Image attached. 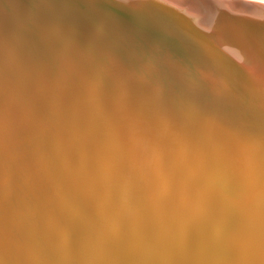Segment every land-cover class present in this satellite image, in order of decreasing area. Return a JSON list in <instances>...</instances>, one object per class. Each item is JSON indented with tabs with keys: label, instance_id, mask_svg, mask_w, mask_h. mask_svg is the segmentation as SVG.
Listing matches in <instances>:
<instances>
[{
	"label": "bare ground",
	"instance_id": "bare-ground-1",
	"mask_svg": "<svg viewBox=\"0 0 264 264\" xmlns=\"http://www.w3.org/2000/svg\"><path fill=\"white\" fill-rule=\"evenodd\" d=\"M246 1L264 4V0ZM211 3L208 8L217 5L222 10L217 2ZM239 10L244 13L242 17L227 10L217 16L248 47L251 42L264 48V35L252 23L257 18L264 24V13L258 18L250 7ZM194 15L193 21L164 2L156 4L151 0L138 6L123 0H0V96L11 94L22 105L17 109L16 124L8 112L0 111V196L11 195L18 186L14 184L21 180L14 183L17 175L12 176L11 171L8 176L13 167L4 156L5 151L12 140L24 133L31 134V138V127L35 133L41 130L42 119L36 108L50 101L58 109L52 117L61 119L59 127L65 126L64 135L61 133L64 137L56 134V141L65 150L61 149L60 155H64L62 165L66 169L54 171L49 166L51 156L49 163L44 161L48 165L43 169L47 171L41 170L45 176L39 175L43 185L35 182L32 187L40 195L37 200L42 198L45 202L40 203L45 206L40 208L36 203L30 211L40 217L46 207L54 206L59 214H67L64 218L54 213L55 216L45 215V227L41 223L32 225L31 236H27L24 226L16 229L11 223L10 231L19 233L21 245L39 247L42 238L55 248V254L32 250L29 263L0 229V264H264V65L257 64L256 68V62L249 64L247 83L231 84L220 79H212L205 86L183 83V91L174 90L167 105L158 103L156 85L150 87V109L135 107L129 112L118 100L119 96L125 99L123 83L126 78L137 76L136 69H159L163 73L161 69L166 64L181 65L193 75L213 70L216 57L205 50L194 51V42L217 51L222 62L239 69L246 66L248 48H240L237 41L227 49L217 48L212 43L213 23L202 22L203 14ZM37 22L39 25H35ZM106 28L111 32L112 43H100L99 37H105ZM130 28H137L140 37L133 34V29L126 34ZM29 30L33 36L36 33V41L25 36ZM226 36L221 35L229 44ZM120 38L126 40V52L120 50L123 43L117 44ZM23 43L24 50L20 48ZM29 73L37 79H31ZM16 77L27 87L34 81L37 92L24 85L21 90ZM108 86L118 88L119 93L115 88L109 90L106 106L114 108L115 113V108H122V128L116 127L117 115L106 114L96 98ZM195 87L199 103L193 99ZM59 111L66 118H59ZM99 118L106 124L98 131L92 123ZM27 171H21L24 180L28 178ZM131 176L138 183L134 191L128 187ZM95 177L102 181L98 185L110 213L102 207L96 212L80 198L85 194L96 199V192L87 186ZM23 185V189L27 187ZM113 188L123 189L118 198L111 195ZM62 200L68 204L64 209ZM80 216L91 224H80ZM77 234L79 239L84 236V243L87 241L85 248L80 242L75 245L73 237ZM92 236L97 239L92 241ZM86 249L95 255L86 257Z\"/></svg>",
	"mask_w": 264,
	"mask_h": 264
},
{
	"label": "rangeland",
	"instance_id": "rangeland-1",
	"mask_svg": "<svg viewBox=\"0 0 264 264\" xmlns=\"http://www.w3.org/2000/svg\"><path fill=\"white\" fill-rule=\"evenodd\" d=\"M211 10V11H210ZM222 11L223 10H219V8H218V6L216 5V6H214V5H212V6H210L208 9H205V10H202V11H198V12H196V13H198L199 15H201V14H203V17L201 18L202 20V22H206V24H208V25H210V22H212L211 21V16H213V14H220V13H222ZM213 13V14H212ZM208 14V15H207ZM204 16H206V17H204ZM35 25H39L38 24V22H37V24L35 23ZM138 27H140V26H138ZM132 29L133 28H130V29H127V31L128 32H126V34H129V31H132ZM133 30H135V33H133V34H137V38L138 37H140V34H139V30L137 29V28H135V29H133ZM104 31V35L103 36H105V37H99L100 39V43H102L103 41H106V42H109V43H112V41H113V37H112V35H111V32H110V30H107V28H106V30H103ZM108 31L110 32V33H108ZM24 33V32H23ZM25 34V36L26 37H28L29 38V41L30 40H33L34 39V36H37L36 35V33H34L35 35L33 36V32L31 31V30H29V31H27V33L25 32L24 33ZM27 34V35H26ZM136 36V35H135ZM134 37V36H133ZM146 37V36H145ZM101 38H102V40H101ZM103 38H104V40H103ZM105 38H106V40H105ZM109 38V39H108ZM37 39H34L33 41H36ZM119 40V41H118ZM117 40V42H119V43H117L118 45L119 44H122V45H119L120 46V50H124V52H126L125 51V49H127V44L125 45L124 44V42L126 41H124V40H122L121 38L120 39H118ZM147 41H149L150 42V40H148V39H146ZM39 41L40 40H38L37 42L39 43ZM115 41V40H114ZM104 43V42H103ZM21 47V49H23L24 47H25V43H23V44H21L20 45ZM24 46V47H23ZM122 46V47H121ZM125 46V47H124ZM23 47V48H22ZM122 48V49H121ZM24 49H26V48H24ZM23 49V50H24ZM86 49H88V48H86ZM122 50V51H123ZM129 50V49H128ZM127 50V52H130V50H132L131 48H130V50L128 51ZM95 53V52H94ZM96 54V53H95ZM4 55H1V57H3ZM76 58H80V59H83L84 58V56L83 57H78V56H76ZM3 62H5V56H4V59L2 60ZM87 61V60H86ZM6 66H8V64L6 63ZM30 75H31V79H37L36 78V76L33 74V73H29ZM34 77H33V76ZM15 77V76H14ZM33 77V78H32ZM14 79V78H13ZM14 80H16L15 81V83L16 84H18L17 86L21 89V90H24V89H22L24 86L27 88V89H30L31 91H33V93H36L37 92V88H36V85L31 81L30 83H28V87H27V85H25L24 84V82H22V80L20 81V78L19 77H16ZM32 84V87L30 86ZM24 85V86H23ZM22 88H21V87ZM35 87V88H34ZM34 88V89H33ZM34 90H35V92H34ZM6 96V97H5ZM11 96V97H10ZM5 98V99H4ZM69 100V99H68ZM4 101V102H3ZM3 104H2V103ZM16 102V103H15ZM4 103H5V105H4ZM50 103V104H49ZM9 104V105H8ZM51 105V106H49V107H45L46 105ZM40 105V106H39ZM38 106L39 107H37L36 108V113L37 114H39L40 116V120L42 121L41 123H42V128H41V130L39 131V132H34L33 131V129H32V127L29 129V131L28 132H33L34 134H33V136H31V138H30V136L29 135H31V134H27V133H24V136H21V137H19V138H16V140H12V142H11V146L13 145V144H15V145H13V146H16L17 145V143L19 144L18 146H16V150L18 151H20L19 152V154H18V152L17 151H15V149H14V147L12 146V149H11V146H9V149H7L6 151H5V153H4V156H6V159H8L7 161H9V164L13 167L12 169H10L8 172H7V174H8V176H9V173H10V171H11V173H12V176H16L17 175V177H13V180H14V183H15V181H18L17 179H21V180H19L18 181V183L16 182L15 184H14V187L16 186V184H18V186L15 188L16 190L11 194V195H4V197L3 196H0V216L2 215V214H5V215H2L1 217L3 218H1L0 217V220H1V223H0V229L2 230H0L2 233H3V235L5 234V236L9 239V240H11V241H13L16 245H17V247L19 248V250H20V253H21V255H22V259L24 260V261H26L27 263H29V257H30V252H33L32 250H42V252H50V253H52L53 252V254H55L54 253V249L52 248V246H51V244L49 243V241L47 242V241H45V239H40L39 240V242H41V244L43 245V246H41V244H40V246L38 247L37 246V244H32L31 246H28L27 244L26 245H21V243L18 241V238L20 237L19 236V233H16V232H14V231H10V228H12V226H10L11 225V223L13 224V228H18L19 226H24V228H25V232H27V230H28V232H27V236L28 235H30L31 236V233H32V230H31V226L32 225H35V224H42V226H44L45 227V222L43 221L44 219H45V215H59L61 218H64L67 214H59L57 211H55V210H58V209H56V207L55 208H53L54 206H52V204H51V206L52 207H50L51 208V210L52 211H49L50 210V208H48V207H46V211H45V214H44V216H42L41 214H40V217H39V213H33V212H31L30 210H32V207H34V205H36V203L37 204H40V208H42L43 206H45L44 205V203H42L43 204V206H42V204L40 203V202H45V201H43V199L41 200L40 198L37 200V198L38 197H40V195H37L36 193H35V191H34V187H32V185L35 183V182H37L36 184L38 185V186H42L43 185V182L42 181H39V177L40 176H43L45 173L44 172H46L47 170H45V169H43V168H46L45 166L46 165H48V164H46V163H49L50 161H48V159L50 160L51 158V162L49 163L50 165V167H52V169L54 170V171H56V172H59V170H61V169H66V167H64V165H62V157L64 156H61L62 154H63V152H65V150L61 147L60 148V145L58 146L57 144H58V142L56 141V136L59 134H63L64 135V131H62L63 130V128H62V126H64V125H62V126H60L61 127V129H60V127H59V123L60 124H62L63 122L61 121V119H54L53 117H52V115H53V111H55L56 109V107H54V103H53V105H52V103L50 102V101H48V102H44V104H39ZM22 105L20 104V102H18L16 99H14L13 97H12V95L11 94H8V95H1L0 96V111L1 112H8L11 116L9 117L10 118V120H11V122L13 123V121H14V124H16V116H18L17 115V109L18 108H20ZM41 106H42V109H41ZM53 107V108H52ZM45 108V109H44ZM49 109V110H48ZM41 110H42V112H41ZM61 110V109H60ZM62 110H64V109H62ZM49 111V113H48V118H50V119H48V118H46V112H48ZM56 111H58V109L56 110ZM51 112V113H50ZM14 115H13V114ZM56 113H58V112H56ZM60 111H59V118H60V116H62V117H64V118H66V115H60ZM43 115V116H42ZM14 116H15V118H14ZM42 116V117H41ZM44 118V119H43ZM49 120V121H48ZM52 121V122H51ZM58 122V123H54V122ZM49 123V124H48ZM52 125V126H51ZM46 127V128H45ZM65 127V126H64ZM26 128L28 129V124L26 125ZM49 128V129H48ZM54 128V129H53ZM57 130H56V129ZM56 130V131H55ZM45 131V132H44ZM55 131V132H54ZM26 132V131H25ZM60 132V133H59ZM51 133V134H50ZM55 133V134H54ZM99 133H101L102 134V132H99ZM35 134H38V135H35ZM39 134H40V138H38L39 137ZM44 134H45V136H44ZM50 134V135H49ZM57 134V135H56ZM61 134V136L62 137H64L63 135ZM49 135V136H48ZM52 135V136H51ZM29 136V137H28ZM33 137V138H32ZM54 137V138H53ZM21 139H23V141H21ZM29 139H31V140H29ZM38 139H40L39 140V142H40V144H38L37 143V141H38ZM29 140V141H28ZM44 142H43V141ZM15 143H14V142ZM24 141H25V143H26V145H25V143H24ZM31 141V142H30ZM53 142L52 144L51 143H49V142ZM22 142L24 143L23 144V146H22ZM36 142V143H35ZM41 142H42V144H41ZM46 142H48V143H46ZM57 142V143H56ZM44 143V144H43ZM56 143V144H55ZM28 144V145H27ZM35 144V145H34ZM36 144H38V145H36ZM41 145V146H40ZM51 145V147H49V146ZM56 146V147H58V149H60V150H58L56 147H54V146ZM31 146V147H30ZM37 147V148H36ZM45 147V148H44ZM18 148V149H17ZM22 150H21V149ZM44 148V149H43ZM54 148H56L55 150H54ZM36 149V150H35ZM51 150V152H49L50 150ZM52 149H53V152H52ZM61 149L63 150V152H61ZM26 150L28 151V152H26ZM34 150V151H33ZM45 150V151H44ZM57 150H58V152H57ZM23 151H24V154H23ZM55 151V152H54ZM60 151V152H59ZM16 152V153H15ZM26 152V153H25ZM29 152H30V154L32 155H30L29 154ZM56 152H57V154H56ZM50 153V154H49ZM60 153H61V155H60ZM6 154V155H5ZM11 154H13V155H11ZM43 154H44V156H43ZM54 154H56V155H54ZM210 154V153H209ZM9 155V156H8ZM18 155V156H17ZM25 155V156H24ZM30 157H28V156ZM48 155H49V157H48ZM52 155H53V157H54V159H55V157H57V159L56 160H54L53 159V157H52ZM211 155H213V152L211 151ZM12 156H13V158L15 159H13L12 158ZM18 158H17V157ZM50 156H51V158H50ZM61 156V157H60ZM66 156V155H65ZM16 157V158H15ZM25 157V158H24ZM58 157H59V159H58ZM35 158V159H34ZM43 158V159H42ZM61 158V159H60ZM18 159H20V161L18 160ZM14 160V162H12ZM23 160H24V162H23ZM30 160V161H29ZM34 160V161H33ZM40 160V161H39ZM42 160V161H41ZM58 160V161H57ZM11 161V162H10ZM15 161L17 162V163H15ZM31 163V161H33L32 163L33 164H30L29 162ZM44 161H46V163L44 162ZM54 161H55V164L57 165V167H59V169L57 168V167H55V164H54ZM61 161V163H59ZM34 162H37V163H34ZM39 162H41L42 164H44L43 166H42V164H40L39 165ZM52 162H53V164H52ZM57 162V163H56ZM12 163V164H11ZM16 165V166H14V164ZM19 163V165H17ZM29 164V165H28ZM38 164V170H37V168H36V165ZM58 164H61L62 166H59ZM22 165V166H21ZM33 165H35L34 167L35 168H30V166H33ZM98 165V164H97ZM21 166V167H20ZM42 167V169H40L41 167ZM99 166V165H98ZM18 167V168H17ZM26 167V168H25ZM27 168H30L29 170L27 169ZM22 169H25L27 172H28V175H27V179L25 178V180L20 176L21 175V171H22ZM31 169H33V171L31 170ZM31 170V171H30ZM41 170H45L44 172L43 171H41ZM16 172H17V174H16ZM15 173V174H14ZM44 173V174H43ZM40 175V176H39ZM45 176V175H44ZM261 177L263 178L264 177V175H261ZM96 178V177H95ZM130 178V185H128V187H129V189H131L132 191H134L135 190V188H138V183L136 182L137 180H136V178L134 177V176H131V177H129ZM16 179V180H15ZM98 178H96L95 180L93 179V182L91 181L90 183H87V186H89V187H91L95 192H96V194H97V197H96V199H92V198H90V197H87L85 194H83L82 196H80V198L82 197V199L83 200H85L84 202L86 203V204H90L91 206H93L94 207V209H95V211L97 212L98 210L100 211V208L102 207V209H104V211H106L107 210V213H110L111 211H109L110 210V208H109V206H108V201L106 202V200H103V193H102V189H101V187H100V185L102 184V181H100V179L98 180ZM104 180H105V183H108L107 181H106V179L104 178ZM103 180V181H104ZM96 182H97V184H96ZM99 182V183H98ZM23 183L24 184H26L25 186H27V187H25L24 189H23ZM101 183V184H100ZM21 184V185H20ZM98 184H100V185H98ZM124 184V183H123ZM93 185V186H92ZM94 186H95V188H94ZM96 186H98V187H96ZM135 186V187H134ZM19 187V188H18ZM28 187H29V189H28ZM127 187V188H128ZM21 189H23L22 191H21ZM97 189V190H96ZM115 189V190H114ZM20 190V191H19ZM113 190V191H112ZM117 190V191H116ZM122 191H123V189H117V188H113V189H111V195L113 194L115 197H117L118 198V195L120 194V193H122ZM113 192V193H112ZM15 193V194H14ZM98 193H100V194H98ZM115 193V194H114ZM73 195H77V193H74ZM7 196V197H6ZM35 196V197H34ZM38 196V197H37ZM99 196H101V197H99ZM6 197V198H5ZM37 197V198H36ZM98 197H99V199H98ZM6 200V201H5ZM37 200V201H36ZM41 200V201H40ZM117 200V199H116ZM4 201V202H3ZM91 201V202H90ZM104 201L106 202V203H104ZM6 202V203H5ZM13 202H14V205H13ZM11 203V204H10ZM99 203H100V205H99ZM4 205H6V207H3ZM60 205H61V207H62V209H64L65 208V206H68V204L67 203H65L63 200H62V202H60ZM105 205H107L106 207H105ZM120 206H121V203L119 204ZM118 205V208L116 207L115 209H119L120 208V206ZM14 206V207H13ZM17 206V207H16ZM28 206V207H27ZM7 207H9V208H7ZM16 207V208H15ZM104 207V208H103ZM15 208V209H14ZM112 209H114V207H112ZM116 210V211H117ZM2 211H3V213H2ZM14 211V212H13ZM115 211V210H114ZM5 212V213H4ZM50 212V213H49ZM59 212H61V211H59ZM52 213H54V214H52ZM35 214V215H34ZM80 214V213H79ZM12 215V216H11ZM36 215H38V217L39 218H37V219H35V218H33V217H35ZM48 215V216H49ZM54 215V216H55ZM4 216V217H3ZM11 217V218H10ZM13 217V218H12ZM17 217V218H16ZM30 217V218H29ZM42 217V218H41ZM59 217V218H60ZM81 217V216H80ZM81 218H83V217H81ZM16 219H17V222H16ZM28 219H29V222H28ZM31 219H32V221H31ZM11 220V221H10ZM14 220V221H13ZM35 220V221H34ZM38 220V221H37ZM78 220L80 221L81 219H79L78 218ZM83 221H84V223H83ZM14 222H15V224H14ZM28 222V223H27ZM31 222V223H30ZM82 222V223H81ZM87 222H89V221H87L86 219H82L81 221H80V224H82L83 226H85V227H88V226H86L85 225V223H87ZM247 222V220L245 219L244 220V224ZM8 223V225H6ZM248 223V222H247ZM247 223L245 224V226H247ZM91 223H87V225H90ZM6 225V226H5ZM15 225V226H14ZM9 226V227H8ZM26 226V227H25ZM101 226L102 227H104L105 226V223H104V226H103V223L101 224ZM3 227H6V228H3ZM90 227H92V225L91 226H89V228ZM248 227V226H247ZM105 228V227H104ZM9 230V231H8ZM15 233V234H12V233ZM76 233H78V232H76ZM91 233V232H90ZM9 236H8V235ZM11 234H12V236H11ZM80 234V233H79ZM79 234H77V235H74V237H75V239H74V237H73V241L75 242L76 241V244L75 245H78L77 244V242H80V246H83L84 247V245L87 243V241H85V243L83 242L84 241V236H82V235H80V238L81 239H79V238H77V237H79ZM40 236H42L41 234H40ZM93 237H95V238H93ZM17 238V239H16ZM82 238H83V241H82ZM80 240V241H78V240ZM95 239H97V237L96 236H92V241H95ZM73 242V243H74ZM103 242H105V240L103 241ZM102 242V243H103ZM82 243V244H81ZM46 244V245H45ZM84 244V245H83ZM24 246V247H23ZM43 249H42V248ZM50 247V248H49ZM1 248H3L4 250L6 249L5 247H4V245L2 244L1 245ZM85 248V247H84ZM18 250V251H19ZM34 250V251H35ZM86 253H88L87 255H86ZM90 251H88L87 249L86 250H84V255H86V257H88V256H90ZM25 255V256H24ZM28 255V256H27ZM93 255H95V253L94 252H92L91 253V256H93ZM90 256V257H91ZM53 257H54V255H53ZM52 257V258H53ZM89 258V257H88ZM70 261H72V260H70ZM77 263V262H76Z\"/></svg>",
	"mask_w": 264,
	"mask_h": 264
},
{
	"label": "water",
	"instance_id": "water-1",
	"mask_svg": "<svg viewBox=\"0 0 264 264\" xmlns=\"http://www.w3.org/2000/svg\"><path fill=\"white\" fill-rule=\"evenodd\" d=\"M125 4H133L135 6H138L141 3H144L146 0H123ZM152 2L156 4H161V3H166L167 6L173 7L176 9V11L179 12L182 16L187 17L188 19L193 20L195 16L194 14H197L195 12L205 10L208 8L209 5H211L212 1L217 2L221 7L222 10H227V12L242 17L244 13H242V10H239V8L242 7H250L253 10L256 11V17H261V15L264 13V4L258 3V2H253V1H246V0H151ZM209 2V3H208ZM220 10V9H219ZM224 15H226L224 13ZM197 18V17H195ZM220 18L216 15L213 14L212 17V23L214 25V41L212 42L213 45H215L217 48H222V49H227L231 44H233V41H237L240 44L241 47H246L249 49L248 51V61L246 66H242L241 69L235 67L233 64H228L227 62H222L219 58V53L215 51L212 48H209L206 45H201L200 43L196 42H189L193 43L194 46V51L195 49L197 51H208L212 56L216 57L213 59V64H214V69L211 70L210 72L208 69L204 70L202 74H192L189 71H187L184 67L181 65H178L176 67H173L171 65L164 64L165 66L162 67L161 70H163L161 73L159 69H156L157 71L153 70L150 72H143L140 69H136L137 74L136 77H131V78H126L124 81V88H125V99H122L121 96L118 97V100L123 103L122 105L125 106L129 112L130 109L133 110L135 107L137 109L143 107L144 109H150L151 104L153 101H151V94L150 92V87L151 85H156L159 88V94H158V103L167 105L169 102H171L172 94L173 91L176 89H180L183 91V86L181 84L183 83H189L190 84H200V85H209V82L212 79H220L222 81H227L231 84H237V83H247L248 81V75L249 72L247 71L248 67L250 66L249 64L254 61L256 62V68L258 65H264V48L260 47L259 44L256 46L253 45V43H250L249 47L243 42V40L239 39V35L237 32L233 31L230 29L227 25H225L222 21L219 20ZM195 20V19H194ZM193 20V21H194ZM253 25L256 26L257 30H260L261 34L264 35V24L260 19L256 18V21H252ZM237 25V24H236ZM241 27L240 25H237ZM228 34V37L226 35ZM221 35L224 37L226 36L228 38V41L230 42L229 44H226L225 38H222ZM239 39V40H238ZM252 46V47H251ZM228 54L233 56L232 52L229 50L227 51ZM162 54L159 53L158 56H161ZM226 59L224 55H221ZM220 59V60H218ZM237 60H240L239 62L242 63L241 58H238L236 56ZM145 60V59H143ZM152 60V59H150ZM219 61V62H218ZM258 64V65H257ZM264 70V69H263ZM116 89L117 93H119L117 87H111L108 86L105 90L101 91L96 98L97 101H99L103 107L104 110L106 111V114L112 115L116 114L117 115V120H116V127L122 128L124 126V122H122V119L119 115V112L121 111L122 108L117 107L116 112L114 111V108L109 109L107 108V99L110 98L111 93L109 90L111 89ZM194 94H193V99L195 102L199 103L200 102V97L198 94V88L195 87L193 88ZM100 92V91H99ZM113 95V92H112ZM188 99V97H185ZM136 109V110H137ZM132 114V113H131ZM107 116V115H106ZM132 118V117H131ZM106 122L104 119L99 118L96 121H93L92 125L94 126L93 128L101 130L102 126L105 125ZM119 132V131H118Z\"/></svg>",
	"mask_w": 264,
	"mask_h": 264
}]
</instances>
